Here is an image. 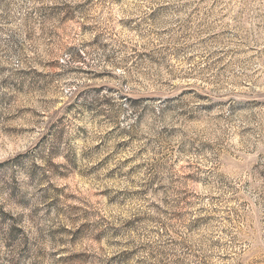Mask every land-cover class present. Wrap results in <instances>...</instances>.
<instances>
[{
    "label": "rangeland",
    "instance_id": "obj_1",
    "mask_svg": "<svg viewBox=\"0 0 264 264\" xmlns=\"http://www.w3.org/2000/svg\"><path fill=\"white\" fill-rule=\"evenodd\" d=\"M0 264H264V0H0Z\"/></svg>",
    "mask_w": 264,
    "mask_h": 264
}]
</instances>
